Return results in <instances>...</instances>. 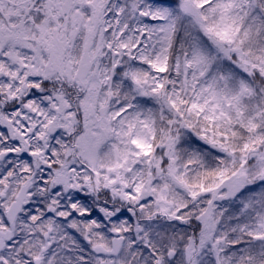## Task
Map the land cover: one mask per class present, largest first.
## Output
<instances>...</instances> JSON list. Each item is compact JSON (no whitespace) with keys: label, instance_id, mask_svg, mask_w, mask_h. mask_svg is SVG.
<instances>
[{"label":"snow or ice","instance_id":"snow-or-ice-1","mask_svg":"<svg viewBox=\"0 0 264 264\" xmlns=\"http://www.w3.org/2000/svg\"><path fill=\"white\" fill-rule=\"evenodd\" d=\"M0 264H264V0H0Z\"/></svg>","mask_w":264,"mask_h":264}]
</instances>
